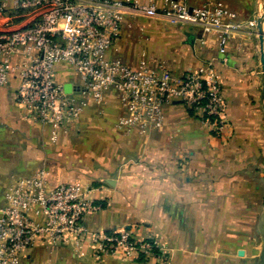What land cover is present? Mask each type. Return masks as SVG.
<instances>
[{"label": "crops", "instance_id": "0c3cea01", "mask_svg": "<svg viewBox=\"0 0 264 264\" xmlns=\"http://www.w3.org/2000/svg\"><path fill=\"white\" fill-rule=\"evenodd\" d=\"M5 1L0 32L28 22L12 0ZM214 1L231 16L225 22L234 26L223 56L211 41L200 45L205 36L195 27L177 35L171 49H157L159 56H134L127 52L122 32L135 19L126 14L107 58L131 67L161 64L175 76L217 62L227 120L221 133L212 132L181 105H172L165 109L162 129L123 134L114 127L119 106L108 92L100 106L88 108L52 141L51 128L29 119L14 101L21 82L12 71L0 87V205L5 188L17 177L44 167L51 183L80 185L97 207L84 220L89 236L129 231L137 240L152 239L166 262L148 264H251L259 244L264 191V94L257 29L248 24L262 16L264 0ZM261 32L264 53V22ZM21 61L16 56L12 65ZM54 81L65 93L76 94L79 77L71 67L56 65ZM179 160L184 161L182 168ZM73 240L69 237L60 246L66 248L38 244L19 264L76 262Z\"/></svg>", "mask_w": 264, "mask_h": 264}, {"label": "built area", "instance_id": "2783aa9c", "mask_svg": "<svg viewBox=\"0 0 264 264\" xmlns=\"http://www.w3.org/2000/svg\"><path fill=\"white\" fill-rule=\"evenodd\" d=\"M0 0V13L5 11ZM28 22L0 32V87L17 71L20 86L14 101L25 115L51 128L54 141L106 93L115 95L119 114L114 127L123 134L144 135L162 129L165 109L181 105L221 133L227 127L222 74L215 61L175 76L165 66L135 67L109 60L107 52L121 36L126 14L161 19L200 29L218 54L226 53L232 24L214 0H12ZM250 28L256 21L249 22ZM19 66L12 65L16 57ZM71 67L79 77L76 94L54 81L56 65ZM97 207L75 183L50 182L42 167L17 177L2 194L0 264H19L38 244L64 245L72 237L77 257L93 261H163L152 239L137 240L129 231L88 235L84 220ZM88 238V241H85Z\"/></svg>", "mask_w": 264, "mask_h": 264}, {"label": "rangeland", "instance_id": "374dc122", "mask_svg": "<svg viewBox=\"0 0 264 264\" xmlns=\"http://www.w3.org/2000/svg\"><path fill=\"white\" fill-rule=\"evenodd\" d=\"M24 12V11H20ZM262 17V16H261ZM125 18L135 19L133 22H129L128 24H124L123 26V37L127 38V52L134 54V56H139L140 53H143L142 56L150 58L153 56H159V52L157 49H171L175 46V43L178 41L175 39L178 36L184 34V32L191 31V27L184 25V24H169L166 21L161 19H150L143 17L142 15H130ZM130 25V27H129ZM140 29V30H139ZM182 47L185 46V40L181 42ZM179 167L182 168L184 161L179 160L178 162ZM260 209H261V224H260V232H259V244L256 250V255L253 257L251 264L258 263V257L264 243V191L260 197ZM43 245H51V246H58L59 248H66L60 247L62 245L56 244H43ZM74 258V257H73ZM72 258V259H73ZM79 259V260H78ZM74 260V259H73ZM83 258H79L75 255V261L70 264H106V262H96L90 261L85 262L82 261ZM120 264H137L143 263L148 264L151 261L147 262H138V261H129V262H120ZM163 263L166 262L165 257L163 256ZM157 263V262H156Z\"/></svg>", "mask_w": 264, "mask_h": 264}, {"label": "water", "instance_id": "95a60500", "mask_svg": "<svg viewBox=\"0 0 264 264\" xmlns=\"http://www.w3.org/2000/svg\"><path fill=\"white\" fill-rule=\"evenodd\" d=\"M264 22V12L262 14V17H260L256 22V29L258 34V41H259V55H260V65H261V72H262V95L264 94V53H263V46H262V32H261V26ZM194 41L193 36L189 35L187 43L192 44ZM112 181H107L109 185ZM257 264H264V243L262 245L259 257H258V263Z\"/></svg>", "mask_w": 264, "mask_h": 264}, {"label": "trees", "instance_id": "16d2710c", "mask_svg": "<svg viewBox=\"0 0 264 264\" xmlns=\"http://www.w3.org/2000/svg\"><path fill=\"white\" fill-rule=\"evenodd\" d=\"M189 113L191 114V112L189 111Z\"/></svg>", "mask_w": 264, "mask_h": 264}]
</instances>
